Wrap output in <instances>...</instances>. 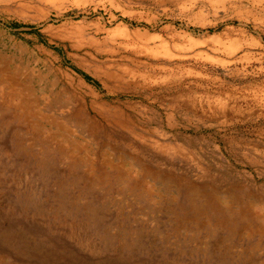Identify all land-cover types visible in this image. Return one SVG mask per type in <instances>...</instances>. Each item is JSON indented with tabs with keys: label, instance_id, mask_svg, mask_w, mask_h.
Listing matches in <instances>:
<instances>
[{
	"label": "rangeland",
	"instance_id": "374dc122",
	"mask_svg": "<svg viewBox=\"0 0 264 264\" xmlns=\"http://www.w3.org/2000/svg\"><path fill=\"white\" fill-rule=\"evenodd\" d=\"M0 264H264V0H0Z\"/></svg>",
	"mask_w": 264,
	"mask_h": 264
}]
</instances>
